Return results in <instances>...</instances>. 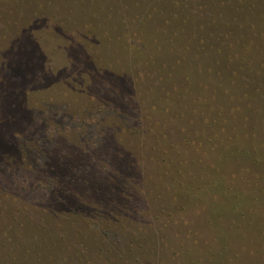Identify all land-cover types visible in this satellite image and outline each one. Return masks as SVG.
<instances>
[{
    "label": "trees",
    "instance_id": "obj_1",
    "mask_svg": "<svg viewBox=\"0 0 264 264\" xmlns=\"http://www.w3.org/2000/svg\"><path fill=\"white\" fill-rule=\"evenodd\" d=\"M176 3L163 18V35H171L167 43L158 36L149 43V30L125 34L120 43L119 32L98 34L95 23L87 25L88 51L73 47L63 54L86 62L83 74L67 63L56 67L52 57L46 69L40 52L30 47L0 46L6 61L0 64V182L6 186L0 188V264H154L160 243L195 241L185 216L200 208L216 246L206 262H197L240 263L231 250L242 228L253 225L243 219L246 209L259 213L247 202L264 195V170L254 171L264 168V157L257 147L231 146L233 135L226 140L223 133L235 131L237 141L251 138L246 128L256 119L247 109L262 115L264 0H199L198 9ZM203 11L214 16L211 26L197 23ZM218 22L242 31L249 27V39L230 44ZM97 26L105 29L101 22ZM201 30H209L211 39L198 38L202 48L216 42L218 52L229 51L207 73L208 79L216 76L212 92L200 82L201 63L199 72L180 69L202 61L199 54L189 56ZM152 42L160 50L156 54L150 52ZM169 43L185 54L169 59L163 52ZM17 65L22 74L12 70ZM238 114L245 115L243 121ZM188 148L199 156L191 158ZM15 161L21 167H13ZM231 162L239 172L226 173ZM17 178L24 184L7 194L8 180ZM242 181L247 189H238ZM36 187L47 193L35 194ZM162 216L173 219L160 228L167 229L161 238L141 226Z\"/></svg>",
    "mask_w": 264,
    "mask_h": 264
},
{
    "label": "rangeland",
    "instance_id": "obj_2",
    "mask_svg": "<svg viewBox=\"0 0 264 264\" xmlns=\"http://www.w3.org/2000/svg\"><path fill=\"white\" fill-rule=\"evenodd\" d=\"M177 1L183 2L184 4L188 3L192 9H198V6L196 5L199 0H0V6L3 8L0 9V46L8 44L12 46L11 48L13 50L17 46H19L18 50H20L22 47L25 49L30 47L29 51H34L35 53L40 52V60L46 64V69H49V67L53 65H50L48 60L52 57L56 59L54 62L56 63V67H59L60 64L62 65L67 63V65L72 66V72L74 71L77 74H83V69L85 67L81 66V63L83 62L85 65L87 63L82 60L78 61V63H74V61H71L69 57L66 59L63 54L65 53L66 49L73 47H76L77 51H83V54L84 52L88 51L91 40L89 38L90 29L86 27L87 25L90 23H95V25L92 26V29L97 30L98 34L103 30H108L110 33L112 32L115 35L119 33L122 34L123 37L120 43H123V41L127 39L125 34H127L128 37V35L131 36L132 33H144L146 30H149L152 34H149L146 37L149 43L151 40L153 41L156 36L161 38L163 37L162 39H164L167 43L169 42V37L171 35H163V32L168 30V26L165 25L163 18H165L164 14L167 11L178 8L176 3ZM92 6H95V8ZM262 8L260 9L262 10ZM157 9H160V11L155 15L154 12ZM90 10H92V12ZM151 12H153L154 15L150 21L145 24V20L148 18ZM195 17L198 24L211 26L213 21L212 17L214 16L209 11H203L202 13L196 14ZM8 20H11V25L6 23ZM100 22L105 24V29L97 26V24ZM14 23H17V25L15 26ZM60 23H63L64 25L60 26ZM219 24L224 27L223 34L230 37V44H234V42L235 44L236 42L243 43L249 39L251 34V29H249V27H246V30L242 31V29L239 30L236 26L231 27L232 24H230L229 27L226 26L225 22H221ZM62 26H66L67 28L61 29ZM8 29H10V32H7ZM19 29H22V32H20ZM210 31H212V29H210ZM210 31L208 30L206 32L201 30L199 34L193 38L191 43L192 47L194 48V52H190L189 56L194 58L196 54H199V57L201 56L200 58H202V61L194 59L195 61L193 66H188V63H183L180 66V69H186L187 71L193 69L194 71L196 70L199 72L200 68L196 65L201 63L202 73H199V78H201L200 82L208 84L211 89V87L215 88L217 83L216 76H214L213 79H208L207 73H209L208 71L211 69L216 70V62H218L220 58L224 59L226 57V53L229 51H227V49L222 53L218 52L216 42L210 43V46L208 47L202 48V46H200L198 38L211 41V39L207 36V33ZM22 33H24V35ZM183 35L186 34L179 35V38L183 39ZM187 35H191V30L187 33ZM242 35L243 37H241ZM4 36H6V38H4ZM79 38H81L80 42H78ZM23 39L26 41L23 42ZM181 39L179 40L181 41ZM151 44L150 52L153 54L158 53L160 50L155 48L156 45H153V42ZM231 47H234V45ZM237 47H240V45H237ZM164 48L165 50L163 52H166L167 56L171 60H173L176 56H182L180 54H185L186 51L183 47H173L170 43L166 44ZM13 50L11 51V54L16 52L15 51L13 53ZM4 55L5 54L0 51L1 65L6 64ZM11 63L12 62L10 61L8 67H11ZM18 66L19 65L13 67L12 70L18 72L17 74H22V69ZM261 109L262 115L259 117H257L258 115L256 114L252 115V109H247L246 112L247 115L253 116V119H256L255 121L252 120L251 128H246L247 134L253 137L255 136V138H244L240 141H237L235 138V131H226L223 134L226 135V140H228L230 135H233L234 141L228 142L231 146H237V144L241 143L244 145L248 144L251 147H257L261 153L260 156L264 157V101H261ZM236 116L242 121L245 117V115L242 116L240 114ZM190 117L194 118L195 115L191 114ZM256 121H258L257 124L255 123ZM243 124V122L240 123L242 126ZM252 130L257 136L251 133ZM241 134L244 136V133ZM188 152L191 158H196L199 156V153L195 149L188 148ZM13 167H21V163L19 161H15ZM225 170L228 174L237 173L239 172V166L236 162H231L227 167H225ZM260 170H264V168L255 166V173H258ZM250 180L251 177L249 175L246 176V181ZM246 181L237 183L238 189L240 187L247 189ZM12 182L14 183L11 186ZM23 182L25 181L22 178L9 179L7 194H16L20 186L24 184ZM4 187L6 186L0 182L1 190ZM248 190V194H253L251 192L252 189ZM45 193H47L46 189L42 187H36L35 194ZM37 204L38 203H33V205ZM248 207L256 208L255 210H258L259 213H254L253 211L246 209L247 218L243 219H248V223L250 224L251 221L253 222V225L242 228L244 233L243 235H238L236 243L232 247L231 252L233 254L236 253L239 255V257L236 256L238 261H240L238 264H264V195L259 202L248 200L247 208ZM205 215L206 211L201 208L186 213L185 218L191 224V228L194 230V234L196 236L195 241H190L189 244H181L179 242L178 245L169 244V246H165L163 242L160 243L163 245L160 248H165L169 254H165L164 251L161 253L162 250L160 248H156L158 251L155 250L157 252L156 254L154 253V259L152 258L154 264H200L206 262L208 255L207 252L211 250V247L216 246V241H214L215 233L212 232L210 228H208L206 223H203ZM167 219L170 220L173 218L168 216ZM167 219L162 216L159 221L156 219V221H154L153 218L147 223L151 225L150 227L144 225L146 224L145 221H142L143 225L141 226H146L148 230H150L151 235L155 238H161L162 236L166 235L165 232L167 233V229L166 231H162L163 229H160L164 224L167 223ZM182 220L185 219L182 218ZM157 242L158 241H156L155 244ZM175 250L182 251L184 254L182 256L174 255L173 252H175ZM199 260L200 263L197 262Z\"/></svg>",
    "mask_w": 264,
    "mask_h": 264
}]
</instances>
